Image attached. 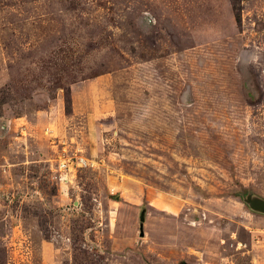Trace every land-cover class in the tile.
Instances as JSON below:
<instances>
[{"label":"rangeland","instance_id":"obj_1","mask_svg":"<svg viewBox=\"0 0 264 264\" xmlns=\"http://www.w3.org/2000/svg\"><path fill=\"white\" fill-rule=\"evenodd\" d=\"M258 202L264 0H0V264H264Z\"/></svg>","mask_w":264,"mask_h":264},{"label":"water","instance_id":"obj_2","mask_svg":"<svg viewBox=\"0 0 264 264\" xmlns=\"http://www.w3.org/2000/svg\"><path fill=\"white\" fill-rule=\"evenodd\" d=\"M254 208L258 211L264 212V202H258L254 205Z\"/></svg>","mask_w":264,"mask_h":264},{"label":"trees","instance_id":"obj_3","mask_svg":"<svg viewBox=\"0 0 264 264\" xmlns=\"http://www.w3.org/2000/svg\"><path fill=\"white\" fill-rule=\"evenodd\" d=\"M236 18H237V21L239 22V21H240V18H241V16H240V11H237V13H236Z\"/></svg>","mask_w":264,"mask_h":264},{"label":"built area","instance_id":"obj_4","mask_svg":"<svg viewBox=\"0 0 264 264\" xmlns=\"http://www.w3.org/2000/svg\"><path fill=\"white\" fill-rule=\"evenodd\" d=\"M61 168H62V169H63V168H66V164H62Z\"/></svg>","mask_w":264,"mask_h":264}]
</instances>
